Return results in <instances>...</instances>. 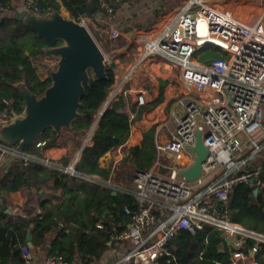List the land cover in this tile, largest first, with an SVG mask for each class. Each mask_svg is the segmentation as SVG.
Masks as SVG:
<instances>
[{"label": "built area", "instance_id": "1", "mask_svg": "<svg viewBox=\"0 0 264 264\" xmlns=\"http://www.w3.org/2000/svg\"><path fill=\"white\" fill-rule=\"evenodd\" d=\"M252 1L263 7L251 21H244L204 0H187L158 36L132 41L141 49L140 62L158 57L177 65L185 92L170 112L172 125L166 127L168 136L162 138L155 133L156 157L152 168L137 172L131 187L113 183L115 165L110 166L107 181L79 174L75 171L79 153L61 167L58 161L35 158L15 146L0 143V165L5 158L25 165L30 159L38 160L47 168L61 169L83 182L132 195L136 208L125 210L130 224L111 234L114 248L127 244L128 251L113 264H155L157 258L166 254V246L177 232L193 233L204 225L229 239V264H258L254 257L259 244L264 245V235L232 222L222 209L236 185L252 184L256 190L264 187L263 170L242 159L247 150L254 155L264 148V0ZM96 4L107 16H114L107 0H96ZM22 8L38 16L50 12L48 8H39L37 0H25ZM7 10L0 3V13ZM81 23L85 25V20ZM106 33L123 44L130 39L111 25H107ZM204 44L220 47L227 57L199 64L195 54ZM136 66H131L123 79L110 88L105 105L118 94L127 95L124 85ZM135 102L144 104V91L136 94ZM15 115L9 102L0 98V127L12 122ZM95 125L85 133L82 149L90 144ZM197 130L209 154L201 165V175L187 182L180 172L193 162L188 148L194 146ZM257 132H262V143L252 137ZM241 136L246 139L241 140ZM41 146L42 143L37 144L38 148ZM246 239L257 242L249 253L244 248ZM21 254L26 264H33L30 248L22 247ZM43 264L68 263L58 254H48Z\"/></svg>", "mask_w": 264, "mask_h": 264}, {"label": "trees", "instance_id": "2", "mask_svg": "<svg viewBox=\"0 0 264 264\" xmlns=\"http://www.w3.org/2000/svg\"><path fill=\"white\" fill-rule=\"evenodd\" d=\"M90 1L96 3V0ZM107 1L112 7L114 2L120 3V0ZM125 1L132 7L138 0ZM0 3L8 7L7 12L0 13V98L9 102L13 113L20 114L24 102L19 85L38 97L50 85L49 76L43 80L38 76L39 69L47 67L42 61L47 58L43 52L46 45L16 19L13 0H0ZM37 4L50 11L63 9L76 22L85 20L86 24L103 28L90 19L85 5L75 0H37ZM226 57L220 47L211 44L200 46L195 54L203 64ZM105 71V80L98 81L90 75L89 86L80 100L81 116L72 122V131L63 130L57 135L47 129L30 147L24 148V152L41 158L43 150L56 145L62 135L66 139L81 138L96 123L91 142L81 150L75 171L107 181L111 171L100 167V159L122 148L124 158L116 165L113 179V183L122 185L121 182H132L137 172L152 168L156 157L155 129L151 127L143 133L140 145L124 146L130 133V121L122 109L121 96L105 105L114 83V64L106 63ZM41 143L43 146L38 148L37 144ZM69 161L64 157L58 163L64 167ZM255 189L252 184L236 185L222 209L232 222L264 235V187L256 194ZM17 192L23 195V202L16 206L17 212H13L14 207L2 195ZM135 208L134 197L128 193H114L101 184L83 182L61 169L47 168L38 160L30 159L26 165L17 161L3 162L0 167V264H26L21 248L26 246L27 232H30L33 248L45 245L51 236L46 247L49 254L62 256L68 264H95L114 247L111 234L119 233L130 224L125 210ZM256 245L255 240L246 239L245 252L249 253ZM230 259L225 235L204 225L193 233L177 232L167 244L166 254L157 258L155 264H229ZM254 259L264 264V245L259 244Z\"/></svg>", "mask_w": 264, "mask_h": 264}, {"label": "crops", "instance_id": "3", "mask_svg": "<svg viewBox=\"0 0 264 264\" xmlns=\"http://www.w3.org/2000/svg\"><path fill=\"white\" fill-rule=\"evenodd\" d=\"M13 1L16 9L22 8L25 3L24 0ZM75 1L78 4L85 5L90 19L99 24L101 28L103 27L104 33H106L107 25H111L113 28L119 30L122 35L126 34L130 36L129 41L123 44L120 39L112 40L106 33L108 35V37L106 36V49L105 51L102 50L106 63H111L115 66L113 85L123 79L131 66L138 64L129 81L124 85L127 95L118 94V96L123 98L124 108L122 109L130 121V133L124 146L140 145L143 133L147 132L151 127H154L155 133L159 137H167L166 127L172 125L169 122L170 112L174 108L177 98L185 92L180 80V68L173 63H166L162 59H158V57L153 59L146 58L140 62L141 49L139 46L132 44V41L136 38H155L158 36L176 17L177 12L186 0H138L132 7H130L127 1L120 0L119 4L114 2L112 7L116 11L114 16H107L108 14L104 10L90 0ZM204 1L210 3V0ZM222 3L226 4V2ZM121 4L122 7L120 6ZM214 4L216 5V3ZM216 7L219 8L217 5ZM63 11L65 12V10ZM129 13L131 14L129 15ZM233 15L244 21H251L253 17L244 13H234ZM195 59L199 64L202 63L199 59ZM141 91H144L145 102L142 105H137L135 96ZM61 132L57 135H61ZM252 137L259 143H262V132H257ZM240 138L241 140L246 139L244 136ZM60 139H57L56 145L43 150V158L59 161L64 157H68L71 161L78 153L80 154L84 143V136L81 138H69L66 141ZM123 158L124 153L122 152V148H118L100 159V167L110 168V165L116 166ZM242 159L246 160L248 165L257 166L260 170L264 171V148L261 152L254 155L251 154L250 150H247L242 155ZM262 176H264V172ZM2 197L12 208L14 207L13 212H17L16 206L21 205L23 202V195L19 192L3 194ZM59 226H62V224H59ZM28 233L30 234V232ZM50 239L51 236L48 237L47 243L41 245L39 248H33L32 242L30 247L25 239L26 247L30 248L33 253V264H43L45 256L49 254L46 247ZM126 247L127 244H121L119 247L110 248L95 264H113L128 251Z\"/></svg>", "mask_w": 264, "mask_h": 264}, {"label": "water", "instance_id": "4", "mask_svg": "<svg viewBox=\"0 0 264 264\" xmlns=\"http://www.w3.org/2000/svg\"><path fill=\"white\" fill-rule=\"evenodd\" d=\"M15 16L24 28L45 43L44 54L55 60L54 70L49 73L50 85L44 93L38 97L19 85L23 110L12 122L0 127V143L23 151L47 129L55 134L62 130L72 131V122L81 116L80 100L89 86L90 75L101 81L107 78V74L106 58L91 33L66 12L52 10L38 16L19 7ZM195 137L194 146L188 148L193 154V162L180 172L187 182H193L201 175V165L209 154L199 130ZM3 162L14 161L5 158ZM26 242L31 247L29 233Z\"/></svg>", "mask_w": 264, "mask_h": 264}, {"label": "rangeland", "instance_id": "5", "mask_svg": "<svg viewBox=\"0 0 264 264\" xmlns=\"http://www.w3.org/2000/svg\"><path fill=\"white\" fill-rule=\"evenodd\" d=\"M209 2L210 3L207 2L209 5H214V6L217 5L219 8H223L224 10L225 9L228 10V11H226L227 13H230V14L231 13L232 14H234V13L243 14L244 13L250 17L256 15L257 13H260L259 11H261V9L263 7L261 3L255 2L252 0H210ZM222 2H226V4H224ZM214 3H216V5ZM130 14L131 13H129V15ZM86 23L87 22L85 21L86 28L91 33V36L93 37V39L95 40V42L97 43V45L99 46L101 51L102 50L105 51V49H106L105 45L107 42L108 35L106 33H104L103 29L100 30V29L93 27L92 25H89ZM131 24H133V23H131ZM42 61L47 65V67H41L38 71V76L41 80H43L47 76H49L50 71L54 70V66H55V60H53L50 57H47L45 59L43 58ZM60 138H61L60 140L66 141L65 135H62ZM123 175H125V174H123ZM121 184L124 186H130L131 187V182L130 183L121 182Z\"/></svg>", "mask_w": 264, "mask_h": 264}]
</instances>
